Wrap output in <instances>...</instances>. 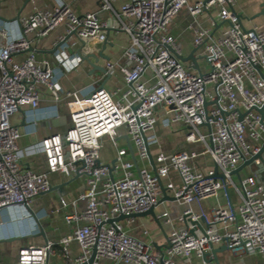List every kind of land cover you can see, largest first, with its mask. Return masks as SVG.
Returning a JSON list of instances; mask_svg holds the SVG:
<instances>
[{
	"label": "built area",
	"instance_id": "1",
	"mask_svg": "<svg viewBox=\"0 0 264 264\" xmlns=\"http://www.w3.org/2000/svg\"><path fill=\"white\" fill-rule=\"evenodd\" d=\"M79 1L50 0L48 9L11 21L0 20V211L20 206L34 214V199L51 190L49 174H36L24 166L18 145L22 134L13 122L23 108H40L39 87L44 86L56 101L61 93L65 95L71 126L65 136L53 134L35 148L46 155L49 173L86 178L81 195L86 201L84 211L65 217L72 230L60 242L66 264L86 263L94 253V264L103 260L114 264H177L178 259L192 256L201 264H216L204 256L211 245L224 240L235 254L264 257V185L256 175L238 184L232 175L243 158L256 154L264 142L262 117L255 110L264 106V32L242 26L233 9L235 0H128L119 11L113 5L116 0H98L99 12H108L112 19L105 21L96 12L76 13L71 4ZM183 11L192 19L189 29L200 72L191 62L181 61V56L186 57L183 48L170 32ZM205 12L215 15L211 27L200 23ZM219 25L222 35L216 38L214 30ZM61 26L66 27V34L56 44V58L68 73L83 62L78 54L71 53V43L105 42L104 32L109 29L127 33L131 44L126 58L132 66L123 69L126 89L110 92L91 86L86 92L64 91L58 70L47 61H38L29 39L32 34L44 37ZM18 56L23 58L18 60ZM115 67L114 63L106 64L108 72ZM148 73L149 80H144ZM159 108L166 112L163 124L184 126L186 141L202 145V154L211 157L215 168L207 173L197 171L193 162L201 153L179 151L157 156L156 173L146 167L136 172L135 163L124 160L127 150L122 149L113 167L122 173L115 178L111 165L101 161L104 138L110 136L116 146L118 130L125 127L138 159L148 161V148L158 143L150 134L156 128ZM204 124H209L211 131ZM171 169L180 176L181 186L169 183L165 188L183 204L201 203L231 189L240 202L229 210L214 209L212 224L206 221L201 231L192 230L201 221L191 209L180 218L182 222L190 219L192 227L186 228L174 227L165 212L164 222L171 225L169 246L165 251H155L153 244L130 235L123 221H110L123 215L134 222V214L158 207L163 193L161 180ZM216 169L225 181L215 177ZM62 204L67 205L65 201ZM216 224H221L224 232ZM73 241L81 248L76 258H71L68 250ZM54 246L47 242L24 247L17 264H47L55 253Z\"/></svg>",
	"mask_w": 264,
	"mask_h": 264
},
{
	"label": "crops",
	"instance_id": "2",
	"mask_svg": "<svg viewBox=\"0 0 264 264\" xmlns=\"http://www.w3.org/2000/svg\"><path fill=\"white\" fill-rule=\"evenodd\" d=\"M49 1L0 0V16L4 18V21L14 20L17 16L27 17L36 11L48 9L50 7ZM127 1L116 0L113 4L115 10L119 11L121 5ZM263 2L264 0H235L233 9L240 16L242 26L245 29L257 27L259 31L264 32V15H259ZM71 6L78 14L91 11L98 13L102 21L108 18L111 19L108 12H99L98 0H80L79 2H73ZM213 16L215 15L212 12L203 13L200 16L201 25L211 27ZM191 22L192 19L187 11H183L170 27V32L182 46L185 56L190 55L196 49L193 44V33L189 29ZM222 28L219 25L214 30L216 38L222 35ZM104 33L108 39L106 48H103L104 42H86L89 48L82 45L81 41L71 43V53L77 55L80 50L83 56H86L88 53H94L97 57L92 58V61L96 64L95 69L83 61L79 67L69 73L66 71V67L56 58L59 49L55 50L59 38L66 34L65 26L55 29L44 37L32 34L29 36V39L33 48L32 51L36 54L38 61H47L58 70V82L64 91L80 89L86 92L91 86L99 87L103 83H105V88L110 92L126 89L123 69H128L132 66V63L126 58V52L131 44L130 37L127 33L117 29L106 30ZM100 51L103 52L104 57L99 54ZM22 58L23 56L17 57L18 60ZM108 62L114 63L116 67L112 72L107 71V74H105L99 70V67L106 69ZM202 65L206 69L204 63ZM149 77L148 73L144 76V80H149ZM39 90L41 92L40 108L38 110H33L29 107L23 108L14 117L13 122L19 127L22 134L18 140V145L23 154L24 166L36 174H49L51 188L55 189L34 199L32 210L34 214L20 206L0 211V260L2 264H17L19 252L22 248L42 246L47 242L55 243V253L49 258L47 264H66L64 246L60 242L64 237L69 236L72 230L66 223L65 217L70 214L81 213L86 207V201L81 199V195L86 189V178L68 177L61 173H49L46 155L35 148L38 142L48 136L53 134L65 136L71 126L65 95L61 93L59 101H56L46 87L41 86ZM157 115L158 122L156 128L150 135L156 137L158 143L152 145L149 149L155 168L157 167V156L160 154L169 155L179 151H196L201 153L193 162L197 171L207 173L209 170L215 168L211 157L202 154V145L186 141L185 134L187 129L184 126H165L163 124V120L166 117L164 108H159ZM202 130L204 131L206 128L203 127ZM118 133L116 146L113 144L110 136L104 138L101 150L102 163L108 165L116 163L118 152L126 149L127 155L124 156V160L135 163V155L140 168L146 167L154 172L150 159L144 162L138 159L137 148L129 137L126 128L121 127ZM249 141L251 140L249 139ZM130 146L133 148L134 154L131 152ZM135 171H138L137 167ZM121 173L119 169H113V176L115 178H118ZM250 175H255L254 170L250 168H246L240 172L241 179ZM233 179L237 184L240 181L237 176H234ZM161 181L164 188L169 183L174 184L175 187L181 186V178L173 169ZM166 194L162 193L161 200L164 198V201L154 209L155 216L160 221V224L152 215L135 217L134 222H128L127 219L122 220L126 231L130 235L153 244L155 251H165L167 249L171 225H167L164 222L162 215L165 212L169 213L174 227L186 228L192 227V224L182 222L180 218L185 211L191 209L193 214L200 216L201 221L192 230L201 231L203 227L207 226L206 221L212 224L214 209L224 208L229 210L240 202L239 195L233 189L230 191L222 190L217 198L208 199L201 203L193 202L191 204H183L177 201L170 190L166 189ZM62 201H65L67 205L64 206ZM34 220L38 225H36ZM82 224L84 222H80V225ZM215 227L220 232H224L221 224H216ZM222 246L223 242L215 244L214 247L218 250L217 257L223 264H264V257L260 254H235L230 250H224ZM68 250L71 258H76L81 254V248L75 241L68 245ZM100 264L114 263L103 260ZM177 264H201V260L197 259L196 256H192L187 260L178 259Z\"/></svg>",
	"mask_w": 264,
	"mask_h": 264
},
{
	"label": "water",
	"instance_id": "3",
	"mask_svg": "<svg viewBox=\"0 0 264 264\" xmlns=\"http://www.w3.org/2000/svg\"><path fill=\"white\" fill-rule=\"evenodd\" d=\"M30 0H27V2H29ZM259 15H264V2L261 4V12ZM20 16H17L16 19H18ZM0 20H3L4 21V18H2L0 16ZM110 30V29H109ZM82 45L86 46L87 48H89V45L85 42V41H81ZM108 45V41H105L104 44H103V48H106V46ZM59 46H56L55 50L58 49ZM33 50V48L31 47V51ZM197 52V48L194 49L190 55L186 56V57H183L181 56L180 59L181 61L185 62V63H189L191 62L193 64V68L197 71L200 72V69H199V66H198V63H197V58L195 57V53ZM99 54L104 57L103 55V52H99ZM78 55L82 58V60L84 62H87L92 68L95 69L96 67V64L92 61V58H96L97 56L94 54V53H88L86 56H83V54L81 53V51L79 50L78 51ZM107 59V57H106ZM99 70L105 74H107V70L104 68V67H99ZM261 75L263 76V74L261 73ZM264 77V76H263ZM100 88H105V83L101 84ZM209 105L208 102L205 103V109H207V106ZM255 110L257 112H259V114L261 115L262 119H261V123L264 125V106L262 108H255ZM243 117V115L241 116V118ZM206 126H208L209 130L211 131V126L209 124H204ZM130 150L131 152L133 153V148L130 146ZM148 153H149V159L153 165V170L154 172L156 173V168L154 166V163H153V159L151 157V154H150V150L148 148ZM134 154V153H133ZM134 161H135V164H136V167L137 169L139 170V165H138V162H137V159L134 155ZM114 164L115 163H112L111 165V172L113 170V167H114ZM246 168H250L251 170H254V174L256 175L258 181L260 183H262L264 185V178H263V174H264V142L260 145V149L259 151L256 153V154H253L251 157L249 158H246L244 157L243 158V162L242 164L237 168V170H235L232 175L234 176H237L240 180H241V177H240V172L243 171L244 169ZM77 178L78 177H81L79 175L76 176ZM215 177L218 178V179H221L223 181H225V176L222 175V174H219L218 173V169H216V174H215ZM161 184V188H162V192L164 195H167L166 194V189L163 187L162 183ZM55 188H51V190H53ZM50 190V191H51ZM175 199V198H174ZM164 201V198L160 201V203H162ZM146 215H152L153 217H155L156 221L160 224V221L158 220V218L155 216V212H154V209H151L145 213H141V214H134L133 218L135 217H139V216H146ZM129 217H126V216H120L114 220H111L110 223H113L114 221L118 222V221H122L124 219H127ZM187 223H191L190 219H187L186 221ZM42 234V232H41ZM169 246V244H167V247ZM211 251L206 253L205 256H204V260L206 261H209V260H213L216 264H223L219 261L218 257H217V252L218 250L214 247V245H211ZM222 248L224 250H229V248L227 247V244H226V240L223 241V246ZM210 257V258H209ZM212 257V258H211ZM94 260H95V253L93 254L92 258L86 262V263H83V264H94Z\"/></svg>",
	"mask_w": 264,
	"mask_h": 264
},
{
	"label": "rangeland",
	"instance_id": "4",
	"mask_svg": "<svg viewBox=\"0 0 264 264\" xmlns=\"http://www.w3.org/2000/svg\"><path fill=\"white\" fill-rule=\"evenodd\" d=\"M171 27V26H170ZM202 63H204L205 64V61L204 60H202ZM156 117H158V115L156 114Z\"/></svg>",
	"mask_w": 264,
	"mask_h": 264
}]
</instances>
